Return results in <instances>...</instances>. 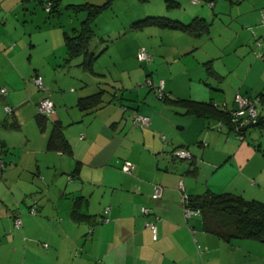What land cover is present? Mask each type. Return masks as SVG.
<instances>
[{"label": "crops", "instance_id": "0c3cea01", "mask_svg": "<svg viewBox=\"0 0 264 264\" xmlns=\"http://www.w3.org/2000/svg\"><path fill=\"white\" fill-rule=\"evenodd\" d=\"M45 1L0 0V88H7L0 92V264H264V242L207 232L200 213L184 218L181 203L183 194L223 192L264 202V150L252 138L258 128L247 127L238 139L215 111L194 112L178 101L213 102L226 113L216 104L233 108L237 92L264 100V37L256 45L261 56L254 45L264 35V6L212 0L217 16L207 21L190 1L189 14L164 16L201 19L204 29L140 23L143 17L100 51L92 33L84 52L68 55L66 34L79 33L88 16L74 27L69 9L107 3L104 11L113 0H50L51 10ZM140 47L153 62L134 75L130 62L140 61ZM36 73L54 102L53 116L38 114L43 93L32 81ZM137 75L163 78L165 95L139 86ZM131 111L148 116V125L135 126ZM54 126L68 151L48 148ZM178 146L190 149V161L171 156ZM125 160L131 173L121 169ZM156 183L162 192L153 199ZM13 208L20 226L12 223ZM154 215L156 240L147 226Z\"/></svg>", "mask_w": 264, "mask_h": 264}, {"label": "trees", "instance_id": "16d2710c", "mask_svg": "<svg viewBox=\"0 0 264 264\" xmlns=\"http://www.w3.org/2000/svg\"><path fill=\"white\" fill-rule=\"evenodd\" d=\"M202 1L204 0H191V2L195 4L202 3ZM207 1H210L209 4L213 2L212 0ZM49 2L51 1L46 0L44 4ZM105 6H107V3L102 6H83V9L88 10V16L81 23V29L79 33L74 36L69 34H66L65 36L68 55H76L79 52H84L86 50L90 38L92 37V33H94L91 28V19ZM53 7L54 2H51L49 10H51ZM139 22L146 24H156L170 28H179L184 31L201 30L207 26L204 20L201 21V19H195L191 22L183 23L178 20L170 19L164 15L146 16ZM242 95L251 97L255 96L248 94ZM256 95L261 99V94ZM178 101L188 105V108L194 112H201L207 115L209 113H214L215 111L217 120L225 123L232 134L236 135L237 137L238 135H242V138L238 139H243L244 131L247 127L264 124V117L261 116L259 111L257 123L248 125L245 128L242 127L236 132L235 125L230 121V116L213 106V102L193 104V102L189 99H179ZM38 114L40 115L39 112ZM48 148L61 150L63 152L68 151L69 145L59 126H54L50 132ZM188 199L190 206L195 202H200L201 206L198 208L201 215L202 226L205 231L217 234L227 240L232 237H239L264 242V202L257 199H246L239 194L230 192L212 193L205 195L200 199L192 198L188 195Z\"/></svg>", "mask_w": 264, "mask_h": 264}, {"label": "rangeland", "instance_id": "374dc122", "mask_svg": "<svg viewBox=\"0 0 264 264\" xmlns=\"http://www.w3.org/2000/svg\"><path fill=\"white\" fill-rule=\"evenodd\" d=\"M190 1L191 0H113L111 4L105 8L104 11L100 10L91 19V28L94 30L93 32L95 34L92 40V44L94 41L96 45L95 46L96 50L100 51V49H98V47H100V44L103 45L102 46L103 48L111 41H115L117 38L121 36H124V35L126 36L125 34L126 30L124 28V25L129 24V21H135V19L143 18L148 15L149 16L166 15L168 17H172L169 15L170 13L165 14L169 10L170 11L173 10V12L178 15L182 14L183 12L189 14L190 13ZM226 1L230 3L232 0H226ZM233 1L234 3L239 2L238 4L243 3L244 5H248V6L252 2L257 1V4L264 6V0H233ZM209 2L210 1L204 0L202 1V3L196 4V5L194 4L195 8L202 9L205 11V13H207V17H208L207 21L211 20L212 18L215 19V17L217 16V14L215 15L214 13V10H213L214 8L213 7L211 8V5L213 2L210 3L211 5L209 4ZM78 11L75 12L74 9L73 10L69 9V12H68V15H70L72 18L75 19L74 27L75 26L77 27L80 21L83 18H85L84 16L85 14L86 16L88 15L87 11L85 12L84 11L78 12ZM261 26H262V29H264V25L261 24ZM262 37H264V35L259 37V39H261ZM152 39L155 40V43L157 44L156 37H152ZM233 42L236 43L237 42L236 39ZM254 45H255V50H256L258 47L256 46L255 41H254ZM226 50L228 53L229 52L235 53L231 45H228ZM240 52L242 53V47H237L236 54ZM230 54H227V60L234 62L236 56L235 55L233 56ZM185 60L190 61V58L187 57L186 59L183 60V62ZM142 62L131 59V62H130L131 74L135 75V68L137 67L142 68L147 64V62L151 63L153 61L149 60V61H142ZM137 77L138 75L134 76L133 80L137 79ZM142 77L143 75H140L137 81L139 80L141 81V79H143ZM257 107L259 111L261 112V116L264 117V100L258 101ZM256 127L258 128L257 131L252 132V134L254 135L252 138L255 139L253 143L257 147H260L261 150H264V124L257 125ZM12 213L13 215L20 214L19 211H16V209L14 208L12 209ZM12 219H13L12 223L14 225V217H12ZM255 241H258V240H255Z\"/></svg>", "mask_w": 264, "mask_h": 264}, {"label": "built area", "instance_id": "2783aa9c", "mask_svg": "<svg viewBox=\"0 0 264 264\" xmlns=\"http://www.w3.org/2000/svg\"><path fill=\"white\" fill-rule=\"evenodd\" d=\"M193 1H198V0H193ZM50 8V4L47 5V9L49 10ZM259 21L262 25H264V10H261L260 13V18ZM262 40H257L256 45L259 47L261 46ZM256 55L257 56H261L262 53L259 50H256ZM137 59L140 61L143 60H151V54L144 48V47H140L138 52H137ZM32 81L34 82V84L37 86V88L43 93L42 97H40V99L38 100L36 106H37V111L44 115V116H53L55 113V105L53 100L50 98L49 96V90L47 88V86L44 83V77L42 74L40 73H36L32 76ZM139 86H146L149 88H152L154 90H156L157 95L159 97H162L165 95L164 93V80L163 79H159L157 82H154L152 79L149 78H145L143 81L138 82ZM0 92L2 94H6L7 93V88L6 87H1L0 88ZM260 97L255 95V96H247V95H242L241 93L237 92L234 96V105L233 108H228L227 105L225 103L223 104H216L220 109H223L224 111H226V113L230 116V121L235 125V130L236 132L240 129V128H245L248 125H253L255 123H257L258 118H259V110H258V101H260ZM4 111L7 114H11L12 113V107L9 104H6L4 106ZM130 119L131 122L138 127H144L146 125H148L149 123V118L148 116L142 115L136 111H131L130 112ZM164 138V137H162ZM238 138H242V135H238ZM171 155L174 159L176 160H180V161H190L192 159V153L190 151V149L186 146H178L175 147L172 152ZM132 168H133V164L128 161L125 160L123 161L122 165H121V169L126 172V173H131L132 172ZM180 187H183V182L180 181L179 182ZM161 192H162V186L158 183L154 184L153 186V190L151 193V197L153 199H158L161 196ZM181 203L183 206V216L186 220H189L194 214H198L199 213V208L198 207H194V206H190L189 204V199H188V195L187 194H183L181 197ZM109 208H106V212L108 211ZM37 208L35 205H31L29 207V213L31 214H36L37 213ZM142 212L145 214L150 213V209L148 207H142ZM159 217L157 215H154V218L151 220H148L147 222V226L150 228L151 232H152V238L154 240L157 239V227L155 224V220L158 219ZM106 219V217L104 218ZM21 220L20 217L18 215L14 216V225L15 226H20ZM191 231L193 233H195L194 229L191 228ZM195 241L196 238H195ZM196 248L197 251L199 252L201 250V245L196 242Z\"/></svg>", "mask_w": 264, "mask_h": 264}, {"label": "water", "instance_id": "95a60500", "mask_svg": "<svg viewBox=\"0 0 264 264\" xmlns=\"http://www.w3.org/2000/svg\"><path fill=\"white\" fill-rule=\"evenodd\" d=\"M192 205H193L194 207H200V206H201L200 202H195V203H193Z\"/></svg>", "mask_w": 264, "mask_h": 264}]
</instances>
